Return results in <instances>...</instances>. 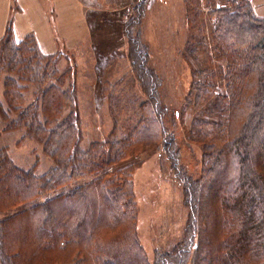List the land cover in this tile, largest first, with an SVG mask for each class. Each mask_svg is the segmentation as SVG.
Listing matches in <instances>:
<instances>
[{"label":"trees","instance_id":"16d2710c","mask_svg":"<svg viewBox=\"0 0 264 264\" xmlns=\"http://www.w3.org/2000/svg\"><path fill=\"white\" fill-rule=\"evenodd\" d=\"M131 3L127 60L145 99L124 136L114 129L87 148L71 72L58 69L62 55H44L34 35L18 43L13 16L6 23L2 130L22 132L54 164L38 175L0 147V264H264V19L249 0H184L192 84L173 111L142 39L148 0ZM116 86L106 80L100 89ZM186 116L185 142L202 152L196 178L167 127ZM149 147L171 161L190 210L182 243L154 262L138 239L133 184Z\"/></svg>","mask_w":264,"mask_h":264},{"label":"rangeland","instance_id":"374dc122","mask_svg":"<svg viewBox=\"0 0 264 264\" xmlns=\"http://www.w3.org/2000/svg\"><path fill=\"white\" fill-rule=\"evenodd\" d=\"M131 2L81 0L89 14L85 17L89 29L87 39L52 55H62L58 62L60 73L71 72L70 83L76 90L77 110L82 122L83 148L93 142L103 143L114 129L119 136H124L137 117L140 102L145 99L137 80H131L133 73L127 60L124 33L126 23L133 17ZM12 8L10 17L19 10L14 2ZM94 9L97 12L92 13ZM186 16L184 0H148L140 26L143 42L150 49V65L162 83V99L173 111L181 109L192 84L191 71L184 58L185 43L191 33L186 26ZM79 30L76 28L74 34ZM106 80L117 84V89L102 92L101 84ZM2 94L0 83V98ZM32 100V93H29L28 103ZM189 122V116L173 118V121L168 118L167 127L175 132L181 145L182 165L188 175L196 178L201 171L202 152L198 146L185 142L184 129ZM2 129L0 121V147L8 149L18 167L25 170L36 167L38 175L49 173L54 163L44 155L42 146L31 139L22 140V132L5 134ZM141 160L142 165L133 176L139 209L138 239L150 261L154 262L156 252L169 253L182 243L190 210L185 191L164 151L149 147Z\"/></svg>","mask_w":264,"mask_h":264},{"label":"crops","instance_id":"0c3cea01","mask_svg":"<svg viewBox=\"0 0 264 264\" xmlns=\"http://www.w3.org/2000/svg\"><path fill=\"white\" fill-rule=\"evenodd\" d=\"M13 2L18 11L13 15L15 39L20 43L26 36L34 35L40 50L52 56L59 49L72 48L85 42L89 33L88 11L81 0H0V40L11 12ZM257 17L264 19V0H249ZM87 12V15H86ZM97 12L94 9L92 13ZM78 34H74L76 28Z\"/></svg>","mask_w":264,"mask_h":264}]
</instances>
